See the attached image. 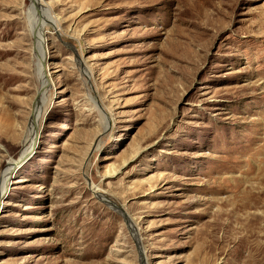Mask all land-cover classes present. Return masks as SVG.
<instances>
[{
  "label": "rangeland",
  "instance_id": "obj_1",
  "mask_svg": "<svg viewBox=\"0 0 264 264\" xmlns=\"http://www.w3.org/2000/svg\"><path fill=\"white\" fill-rule=\"evenodd\" d=\"M11 164L0 264H264V0H0Z\"/></svg>",
  "mask_w": 264,
  "mask_h": 264
},
{
  "label": "bare ground",
  "instance_id": "obj_2",
  "mask_svg": "<svg viewBox=\"0 0 264 264\" xmlns=\"http://www.w3.org/2000/svg\"><path fill=\"white\" fill-rule=\"evenodd\" d=\"M48 17L51 19L50 16H48ZM35 34H36V40H37L36 42H37L38 46H40L39 47V51L37 52V59L40 62V66L42 67L41 64L43 63V59H44V56H45L46 42H44L45 32L42 30L41 23L38 24L37 32ZM41 67H40V71H39V77H40V80H41V88H40V91H39V98L41 99V101H45L47 99L48 91H49L51 85L48 84L49 74H48L47 70L43 69ZM36 110H37L36 112H38L39 114L41 113V108L40 107H38ZM39 128H40L39 125H35L34 124V126L32 128V132L38 131ZM25 151H28V149H26ZM13 167H14V164H11L8 167L7 171L5 172V174L3 176V179L0 181V199H1V196L3 195V193H4L5 189H6L5 188L6 187V182L8 181V179H9L11 173H12ZM143 264H146V261L143 260Z\"/></svg>",
  "mask_w": 264,
  "mask_h": 264
}]
</instances>
